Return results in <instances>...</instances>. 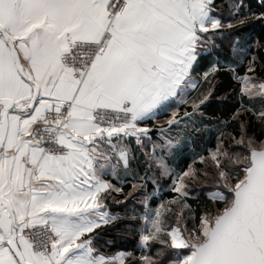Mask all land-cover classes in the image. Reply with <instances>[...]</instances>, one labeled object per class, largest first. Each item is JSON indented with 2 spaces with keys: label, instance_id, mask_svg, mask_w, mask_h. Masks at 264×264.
Segmentation results:
<instances>
[{
  "label": "snow or ice",
  "instance_id": "snow-or-ice-1",
  "mask_svg": "<svg viewBox=\"0 0 264 264\" xmlns=\"http://www.w3.org/2000/svg\"><path fill=\"white\" fill-rule=\"evenodd\" d=\"M0 264H264V0H0Z\"/></svg>",
  "mask_w": 264,
  "mask_h": 264
}]
</instances>
